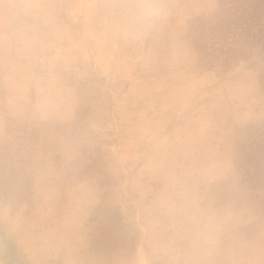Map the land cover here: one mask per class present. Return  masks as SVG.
<instances>
[{
    "label": "rangeland",
    "instance_id": "374dc122",
    "mask_svg": "<svg viewBox=\"0 0 264 264\" xmlns=\"http://www.w3.org/2000/svg\"><path fill=\"white\" fill-rule=\"evenodd\" d=\"M143 3L0 0V264H264L262 65L198 60L216 0Z\"/></svg>",
    "mask_w": 264,
    "mask_h": 264
},
{
    "label": "trees",
    "instance_id": "16d2710c",
    "mask_svg": "<svg viewBox=\"0 0 264 264\" xmlns=\"http://www.w3.org/2000/svg\"><path fill=\"white\" fill-rule=\"evenodd\" d=\"M217 7L207 16L191 20L190 40L203 67L228 69L239 62L252 60L262 65L260 78L264 83V0H216ZM253 129V130H252ZM250 151L260 152L254 158L251 182L264 171V124L247 127ZM257 135L255 136V133ZM252 157V156H251Z\"/></svg>",
    "mask_w": 264,
    "mask_h": 264
},
{
    "label": "clouds",
    "instance_id": "9594fccd",
    "mask_svg": "<svg viewBox=\"0 0 264 264\" xmlns=\"http://www.w3.org/2000/svg\"><path fill=\"white\" fill-rule=\"evenodd\" d=\"M158 15L157 6L151 3V0H144V3L140 10V19L148 22L154 19Z\"/></svg>",
    "mask_w": 264,
    "mask_h": 264
},
{
    "label": "water",
    "instance_id": "95a60500",
    "mask_svg": "<svg viewBox=\"0 0 264 264\" xmlns=\"http://www.w3.org/2000/svg\"><path fill=\"white\" fill-rule=\"evenodd\" d=\"M0 248H3V247L0 245ZM2 250H3V249L0 250V254H2Z\"/></svg>",
    "mask_w": 264,
    "mask_h": 264
}]
</instances>
